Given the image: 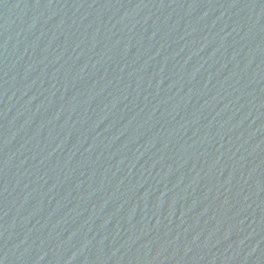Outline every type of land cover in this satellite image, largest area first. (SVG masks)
Listing matches in <instances>:
<instances>
[{"label":"water","instance_id":"obj_1","mask_svg":"<svg viewBox=\"0 0 264 264\" xmlns=\"http://www.w3.org/2000/svg\"><path fill=\"white\" fill-rule=\"evenodd\" d=\"M0 264H264V0H0Z\"/></svg>","mask_w":264,"mask_h":264}]
</instances>
